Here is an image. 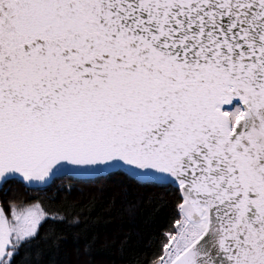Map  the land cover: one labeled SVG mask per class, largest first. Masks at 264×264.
<instances>
[{
    "label": "snow or ice",
    "instance_id": "snow-or-ice-1",
    "mask_svg": "<svg viewBox=\"0 0 264 264\" xmlns=\"http://www.w3.org/2000/svg\"><path fill=\"white\" fill-rule=\"evenodd\" d=\"M45 225L110 264H264V0H0V264Z\"/></svg>",
    "mask_w": 264,
    "mask_h": 264
},
{
    "label": "trees",
    "instance_id": "trees-1",
    "mask_svg": "<svg viewBox=\"0 0 264 264\" xmlns=\"http://www.w3.org/2000/svg\"><path fill=\"white\" fill-rule=\"evenodd\" d=\"M76 187H80V185H76ZM149 211L150 209L148 208H142L138 209L133 216L126 215L122 219L102 220L94 225L92 232L100 239H111L125 234H131L133 239H135L139 230L144 228L142 219ZM41 231H56L64 237L59 248L49 249L44 244L40 245L45 250V255L41 257V264H85L86 260H92L93 264H110L106 253L95 251L92 256L84 255L82 246L76 242L77 229L66 225H45ZM117 264H126V262L118 261Z\"/></svg>",
    "mask_w": 264,
    "mask_h": 264
}]
</instances>
